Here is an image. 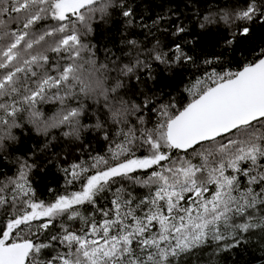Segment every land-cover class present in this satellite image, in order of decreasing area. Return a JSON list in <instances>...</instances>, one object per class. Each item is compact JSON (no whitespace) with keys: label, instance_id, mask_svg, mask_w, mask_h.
I'll use <instances>...</instances> for the list:
<instances>
[{"label":"snow or ice","instance_id":"1","mask_svg":"<svg viewBox=\"0 0 264 264\" xmlns=\"http://www.w3.org/2000/svg\"><path fill=\"white\" fill-rule=\"evenodd\" d=\"M264 264V0H0V264Z\"/></svg>","mask_w":264,"mask_h":264},{"label":"trees","instance_id":"2","mask_svg":"<svg viewBox=\"0 0 264 264\" xmlns=\"http://www.w3.org/2000/svg\"><path fill=\"white\" fill-rule=\"evenodd\" d=\"M256 256L258 257V260H257L256 262H254V264H257V263L260 262V261H259L260 254H259V253H256Z\"/></svg>","mask_w":264,"mask_h":264},{"label":"water","instance_id":"3","mask_svg":"<svg viewBox=\"0 0 264 264\" xmlns=\"http://www.w3.org/2000/svg\"><path fill=\"white\" fill-rule=\"evenodd\" d=\"M257 264H260V262H259V263H257Z\"/></svg>","mask_w":264,"mask_h":264}]
</instances>
